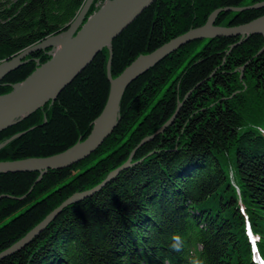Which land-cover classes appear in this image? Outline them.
<instances>
[{"label": "trees", "instance_id": "obj_1", "mask_svg": "<svg viewBox=\"0 0 264 264\" xmlns=\"http://www.w3.org/2000/svg\"><path fill=\"white\" fill-rule=\"evenodd\" d=\"M84 2L0 0V62L64 31ZM95 2L89 14L101 8ZM263 3L151 5L54 101L0 132V161L49 157L86 140L107 103L109 74L116 78L138 56L205 25L217 9ZM262 16L264 6L222 11L215 25ZM241 39L190 42L138 77L113 130L86 159L49 169L38 182L35 171L1 174L0 195L11 197L0 199V252L132 157L0 264H264V34ZM49 58L33 52L0 82V94Z\"/></svg>", "mask_w": 264, "mask_h": 264}, {"label": "water", "instance_id": "obj_2", "mask_svg": "<svg viewBox=\"0 0 264 264\" xmlns=\"http://www.w3.org/2000/svg\"><path fill=\"white\" fill-rule=\"evenodd\" d=\"M158 1L160 0H109L97 12L89 16L88 14L94 0H85L76 17L64 31L50 35L44 40L25 48L11 58L5 59L0 64V81L8 73L24 64L26 62L24 59L28 55L38 50L52 48L50 51L51 58L49 60L40 64L23 81L13 84V89L10 92L0 95V132L13 123L28 117L50 100L54 101L61 91L83 72L105 47H110L113 41L145 9ZM261 6H264V3L247 7L217 9L211 14L205 25L190 29L186 33L166 42L156 50L148 54L140 55L115 79L109 76L111 88L107 103L102 113L94 121L92 131L86 140L79 141L72 148L49 157L0 161V175L4 173L35 171L40 173L37 179L38 182L49 169H63L86 159L98 149L104 139L113 130L117 117L116 110L119 109L120 100L132 82L156 66L167 56L190 42L222 36H241L243 39L238 43L241 44L252 35L264 34V16L241 25H215V20L219 12H241ZM181 105H179L177 112ZM175 117L176 115L161 127L155 135L164 132V129L174 122ZM22 134L15 135L13 138ZM131 160L132 157L92 190L75 195L63 202L23 238L11 247L0 252V259L14 254L29 244L56 219L68 204L92 195L111 179L113 175L129 167ZM3 197L11 196L1 195L0 199Z\"/></svg>", "mask_w": 264, "mask_h": 264}, {"label": "rangeland", "instance_id": "obj_3", "mask_svg": "<svg viewBox=\"0 0 264 264\" xmlns=\"http://www.w3.org/2000/svg\"><path fill=\"white\" fill-rule=\"evenodd\" d=\"M106 1H107V0H105V1H104V0H96V2H95V6H96V7H100V6L102 7V6H104V5L108 2V1H107V2H106ZM154 4H155V3H154ZM152 5H153V4H152ZM145 10H146V9H145ZM96 12H97V11H96ZM94 13H95V12H93V13H91V14H88V15L91 16V15H93ZM42 50H46L47 53H48V55H49L50 58H51V54H50V51L52 50L51 47H50V48H47V49H42ZM30 55H31V54H30ZM30 55H28V56H30ZM28 56H27V57H28ZM27 57L24 59L25 61H27ZM138 57H139V56H138ZM50 58H49V59H50ZM49 59H48V60H49ZM24 60H22V61L24 62ZM3 62H4V60L1 61L0 64L3 63ZM36 62H37V64H38V66H39L40 64L45 63L46 61H45V62H41L40 59H37ZM38 66H37V67H38ZM19 67H20V66H19ZM19 67H17L16 69H18ZM16 69H15V70H16ZM13 71H14V70H13ZM8 74H9V73H8ZM8 74H7V75H8ZM4 78H5V77H4ZM4 78H3V79H4ZM3 79H2V80H3ZM2 80H1V81H2ZM1 81H0V82H1ZM20 82H21V81H20ZM16 83H19V82H16ZM14 84H15V83H14ZM12 89H13V84L11 85V90H12ZM11 90H10V91H11ZM63 90H64V89H63ZM63 90H62V91H63ZM10 91H9V92H10ZM62 91H61V92H62ZM7 93H8V92H7ZM4 94H5V93H4ZM0 95H2V94H0ZM50 101H52V100H50ZM44 105H45V104H44ZM44 105H43V106H44ZM87 138H88V137H87ZM87 138H86V139H87ZM0 196H1V195H0ZM3 198H4V197H3ZM1 199H2V198H1ZM18 241H19V240H18Z\"/></svg>", "mask_w": 264, "mask_h": 264}, {"label": "bare ground", "instance_id": "obj_4", "mask_svg": "<svg viewBox=\"0 0 264 264\" xmlns=\"http://www.w3.org/2000/svg\"><path fill=\"white\" fill-rule=\"evenodd\" d=\"M155 50H156V49H155ZM147 54H148V53H147ZM128 66H129V65H128ZM123 71H124V70H123ZM123 71H122V72H123ZM109 76H111V75L109 74ZM118 76H119V75H118ZM111 78H112V76H111ZM112 79H115V78H112ZM132 83H133V82H132ZM132 83H131V84H132ZM126 90H127V89H126ZM109 94H110V93H109ZM116 113H117V115H118V113H119V109L116 110ZM15 123H16V122H15ZM13 124H14V123H13ZM13 124H12V125H13ZM10 126H11V125H10Z\"/></svg>", "mask_w": 264, "mask_h": 264}, {"label": "built area", "instance_id": "obj_5", "mask_svg": "<svg viewBox=\"0 0 264 264\" xmlns=\"http://www.w3.org/2000/svg\"><path fill=\"white\" fill-rule=\"evenodd\" d=\"M107 1H109V0H107ZM107 1H106V2H107Z\"/></svg>", "mask_w": 264, "mask_h": 264}]
</instances>
